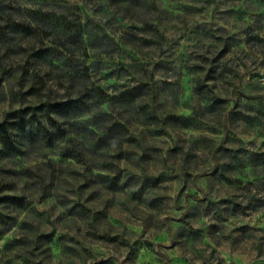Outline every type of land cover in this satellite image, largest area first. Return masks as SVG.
I'll return each instance as SVG.
<instances>
[{"label":"rangeland","instance_id":"obj_1","mask_svg":"<svg viewBox=\"0 0 264 264\" xmlns=\"http://www.w3.org/2000/svg\"><path fill=\"white\" fill-rule=\"evenodd\" d=\"M17 115L0 264H264V0H0Z\"/></svg>","mask_w":264,"mask_h":264},{"label":"trees","instance_id":"obj_2","mask_svg":"<svg viewBox=\"0 0 264 264\" xmlns=\"http://www.w3.org/2000/svg\"><path fill=\"white\" fill-rule=\"evenodd\" d=\"M89 108L87 102H84L78 98L68 101V104L64 108H59L58 104L53 105L52 110H48L54 113H64L77 115L78 113L84 112ZM27 120L24 119L23 115H17L14 120H10L7 116L0 122V152L7 155H15L21 146L20 142V131H24L27 127Z\"/></svg>","mask_w":264,"mask_h":264}]
</instances>
